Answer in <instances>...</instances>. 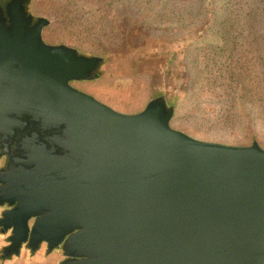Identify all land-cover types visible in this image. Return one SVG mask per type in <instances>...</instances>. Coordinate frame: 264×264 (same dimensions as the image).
Masks as SVG:
<instances>
[{
  "label": "water",
  "instance_id": "water-1",
  "mask_svg": "<svg viewBox=\"0 0 264 264\" xmlns=\"http://www.w3.org/2000/svg\"><path fill=\"white\" fill-rule=\"evenodd\" d=\"M0 9V233L61 264H264V150L170 128L163 98L124 115L72 88L101 63Z\"/></svg>",
  "mask_w": 264,
  "mask_h": 264
},
{
  "label": "rangeland",
  "instance_id": "rangeland-1",
  "mask_svg": "<svg viewBox=\"0 0 264 264\" xmlns=\"http://www.w3.org/2000/svg\"><path fill=\"white\" fill-rule=\"evenodd\" d=\"M24 7L32 22L48 20L44 44L101 59L88 79L69 83L77 91L124 115L163 98L171 129L264 150V0H29ZM44 253L54 264L65 259L60 249Z\"/></svg>",
  "mask_w": 264,
  "mask_h": 264
},
{
  "label": "crops",
  "instance_id": "crops-1",
  "mask_svg": "<svg viewBox=\"0 0 264 264\" xmlns=\"http://www.w3.org/2000/svg\"><path fill=\"white\" fill-rule=\"evenodd\" d=\"M1 167L2 164H0V169ZM8 237V234L0 233V264H54L55 259L53 257L48 258L50 255H45L44 251L47 249L43 245L35 252H31L25 246L20 249L17 255L9 252ZM56 262L58 263V261Z\"/></svg>",
  "mask_w": 264,
  "mask_h": 264
},
{
  "label": "flooded vegetation",
  "instance_id": "flooded-vegetation-1",
  "mask_svg": "<svg viewBox=\"0 0 264 264\" xmlns=\"http://www.w3.org/2000/svg\"><path fill=\"white\" fill-rule=\"evenodd\" d=\"M9 1H10V0H0V9H1V10H4L6 4H7ZM5 163H6V159H5V157L0 158V164H2L1 169L4 168Z\"/></svg>",
  "mask_w": 264,
  "mask_h": 264
},
{
  "label": "trees",
  "instance_id": "trees-1",
  "mask_svg": "<svg viewBox=\"0 0 264 264\" xmlns=\"http://www.w3.org/2000/svg\"><path fill=\"white\" fill-rule=\"evenodd\" d=\"M167 105V104H166ZM168 106V105H167ZM169 107V106H168ZM173 116V115H172ZM255 142V141H254ZM253 143V142H252ZM257 143V142H256Z\"/></svg>",
  "mask_w": 264,
  "mask_h": 264
}]
</instances>
